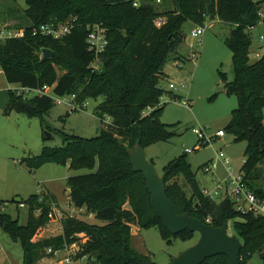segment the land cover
<instances>
[{
  "label": "trees",
  "instance_id": "obj_1",
  "mask_svg": "<svg viewBox=\"0 0 264 264\" xmlns=\"http://www.w3.org/2000/svg\"><path fill=\"white\" fill-rule=\"evenodd\" d=\"M163 2L168 8L161 11ZM26 4L24 18L17 24L26 35L0 41V68L7 82L31 89L47 86L58 96L76 94L79 103L102 98L94 114L103 127L93 138L64 132L67 145L44 147L40 155L24 158L31 170L49 162L92 170L68 177L69 201L71 207L93 214L99 223L65 216L61 234L39 239L52 220L51 201L56 200L49 192L22 199L29 211L27 224L0 213V227L13 241L21 242L23 264H37L45 254L52 256L49 248L63 250L75 243L80 246L75 260L88 255L91 264H158L134 247L132 225L140 229L157 226L169 243L173 236L187 239L196 234L185 230L173 235L164 227L152 208L145 177L134 170L128 152L137 143L146 149L174 136L172 125L161 120L162 99L170 94L162 82L168 78V57L178 52L186 38L183 29L188 21L205 26L220 18L231 26L226 43L232 52L234 78L229 81L225 72L220 74L225 90L237 95L238 106L225 131L247 143L240 171L248 187L264 199V54L251 61L249 33L264 23V0H26ZM10 10L17 11V6ZM158 17L165 18L160 27L155 25ZM71 18H76L74 27L61 39L33 33L35 27ZM90 24H101L107 31L109 43L99 55L89 49ZM43 48L53 50L51 59L41 60ZM94 62L98 70L93 69ZM10 96L6 113L17 110L31 115L19 104L24 100L36 107L33 115L44 120L55 105L50 95L25 98L10 91ZM187 155L163 168L168 197L178 213L206 224L219 227L234 221V234L242 243L240 263L248 264L253 254L264 252V217L237 210L229 197L218 201L205 196ZM202 264H230V260L220 254Z\"/></svg>",
  "mask_w": 264,
  "mask_h": 264
},
{
  "label": "rangeland",
  "instance_id": "obj_2",
  "mask_svg": "<svg viewBox=\"0 0 264 264\" xmlns=\"http://www.w3.org/2000/svg\"><path fill=\"white\" fill-rule=\"evenodd\" d=\"M261 1V0H256ZM17 6V11L10 7ZM164 11L168 5H159ZM27 8L26 0H0V22L5 24H20ZM198 26L188 21L184 25L186 38L179 46L178 52L170 54L165 72L168 78L162 82V87L170 90L162 99L164 109L161 120L172 125L174 136L169 141H159L146 148L147 156L153 160L157 170L163 168L171 160L187 152L194 171L197 172L199 185L212 188L216 178L224 179L229 174L221 165L215 173H206L202 166L216 157L222 150L230 160L231 172L240 173L247 147L245 141H236L234 136L225 131L231 119L232 112L238 106L236 94L225 90L220 71L226 73L229 81L234 78L232 52L226 43L231 26L216 19L205 24V32L199 39L191 35ZM252 36L251 61H256L259 53H264V23L249 30ZM186 58L185 62L177 59ZM60 74L64 70H60ZM175 89H170V84ZM5 74L0 68V90L9 89ZM36 93L31 92L30 96ZM177 95L178 97H176ZM102 98L89 99L87 109L72 111L65 104L55 103L54 107L42 117L26 115L17 110L4 114L0 109V213L11 215L20 224L28 222V207H19L14 202L17 197L24 201L38 194L41 187L49 190L58 199L60 206L67 210L70 206V190L68 177L87 174L92 170L70 169L67 165L49 162L37 169L31 170L23 162L29 156H38L44 147L59 148L67 145L63 133L75 134L85 138H93L100 134L102 120L94 114L95 108ZM186 102L187 104H184ZM203 129L208 137L224 130L226 135L214 138L209 144L203 142L197 146L199 137L194 129ZM50 133V136L46 135ZM180 181L183 182L180 178ZM189 193V187H184ZM217 200H221L217 198ZM90 223H99L95 216L88 212L78 216ZM234 221L229 222V232L234 234ZM61 221L51 220L39 235V239L61 234ZM81 241L86 238L81 235ZM199 239L196 233L192 238L184 239L181 235L173 236L171 243L165 239L157 226L140 229L132 225V243L134 247L152 257L158 264H170L173 257L193 246ZM62 250L60 257L65 255ZM264 252H257L250 258L248 264H264ZM47 254L37 264H58V259ZM82 260V259H81ZM91 264L88 260H74L72 264ZM0 264H23V248L19 241H13L7 232L0 227Z\"/></svg>",
  "mask_w": 264,
  "mask_h": 264
},
{
  "label": "built area",
  "instance_id": "obj_3",
  "mask_svg": "<svg viewBox=\"0 0 264 264\" xmlns=\"http://www.w3.org/2000/svg\"><path fill=\"white\" fill-rule=\"evenodd\" d=\"M157 3H161L162 0H152ZM135 5H138L135 3ZM76 21V18L68 19L65 22L61 23H47L43 24L39 27H35L34 34H41L44 36H50L54 39H61L66 34L70 33L72 28L74 27V23ZM165 18L164 17H158L155 19V25L157 27H160L164 24ZM88 29V37L87 41L89 43V49L94 51L97 55L105 51L109 41L107 38V31L101 24H90L87 26ZM205 26H198L195 30H192L191 35L193 37H196L199 39V43H201L202 39L201 36L205 32ZM26 35V30L23 27H18L15 24H5L0 22V41H4L11 38H21ZM261 55L258 54V57ZM92 67L94 70L99 69L98 62H94L92 64ZM11 87L9 88V91L15 92L17 95H23L25 98L31 97L30 93L35 92L38 95H50L54 102L57 104H65L68 106V108L72 111H78V110H85L87 109L88 102L79 103L77 101L76 94L71 95H64V96H58L53 94L51 88L44 86L40 89H31L22 87L18 84H10ZM171 89H175V84L169 85ZM35 94V95H36ZM184 104H187L184 102ZM194 132L198 135L199 140H201V143L209 144L213 141L214 138H222L226 135V132L224 130H219L215 135L208 137L203 129H194ZM200 145V144H199ZM223 166L225 170L228 172V176L224 179L216 178L214 181L213 187L206 188L204 187L202 189L203 194L207 197L213 198V199H223L225 197H229L234 205L235 208L239 211L243 212H249L253 213L254 215L263 216L264 217V199L259 197L256 193H254L248 185L244 181L243 174L240 173L236 176L231 172L232 167L230 166V160L227 157V155L222 151L219 150L216 153V157L212 159L210 162L206 163L203 167V170L206 173H215V170H217L220 166ZM48 191L41 187L39 190L40 195L47 194ZM19 207L25 208L27 207L26 203L20 202ZM68 209L65 210V208L59 206V204L52 200L51 201V211H50V217L52 220L61 221L65 216L69 217H78L86 211L81 208H74L71 206L67 207ZM38 213V212H37ZM90 216H94L93 214H89ZM209 221V220H208ZM66 253L64 256L60 257V253L62 250H53L52 248H49L47 252L49 254H52L54 258L60 257L58 259V264H72V262L75 260V257L78 255V252L80 251V246L75 243L72 245L67 246L63 249ZM81 259L88 260V255H84Z\"/></svg>",
  "mask_w": 264,
  "mask_h": 264
},
{
  "label": "water",
  "instance_id": "obj_4",
  "mask_svg": "<svg viewBox=\"0 0 264 264\" xmlns=\"http://www.w3.org/2000/svg\"><path fill=\"white\" fill-rule=\"evenodd\" d=\"M52 56V49H42V61L51 59ZM11 103L9 89L0 90V109L5 110ZM19 104L31 115L36 112V107L24 100H20ZM46 135L50 136V133L46 132ZM128 152L134 170L143 173L145 177L146 187L151 195L152 208L163 221L164 227L173 235L185 230L199 234L198 241L173 257L170 264H202L208 258L220 254L227 255L230 264H241L242 243L236 235L230 234L228 221L216 227L196 217L178 213L174 201L167 195L165 177L148 158L146 149L137 143ZM21 201V197L15 199V202L20 203Z\"/></svg>",
  "mask_w": 264,
  "mask_h": 264
},
{
  "label": "crops",
  "instance_id": "obj_5",
  "mask_svg": "<svg viewBox=\"0 0 264 264\" xmlns=\"http://www.w3.org/2000/svg\"><path fill=\"white\" fill-rule=\"evenodd\" d=\"M216 19H218V18H216ZM216 19H214V20H212V21H215ZM220 19V18H219ZM231 29V28H230ZM261 56L264 54V53H259ZM170 87V86H169ZM171 89V88H170ZM170 91V90H169ZM170 95H172L171 93H170ZM3 111V113L4 114H6V112L4 111V110H2ZM23 114H25V113H23ZM27 115V114H26ZM47 190V189H46ZM49 193H51L49 190H47ZM52 194V193H51ZM53 197L55 198V200L59 203V201H58V199L55 197V195L53 194ZM60 204V203H59ZM80 261H84V259H79L78 260V262H80ZM81 264H83V263H81Z\"/></svg>",
  "mask_w": 264,
  "mask_h": 264
}]
</instances>
